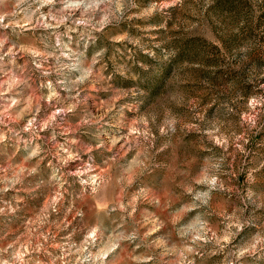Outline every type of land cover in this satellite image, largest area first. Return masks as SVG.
Wrapping results in <instances>:
<instances>
[{
	"label": "rangeland",
	"instance_id": "1",
	"mask_svg": "<svg viewBox=\"0 0 264 264\" xmlns=\"http://www.w3.org/2000/svg\"><path fill=\"white\" fill-rule=\"evenodd\" d=\"M0 264H264V0H0Z\"/></svg>",
	"mask_w": 264,
	"mask_h": 264
}]
</instances>
